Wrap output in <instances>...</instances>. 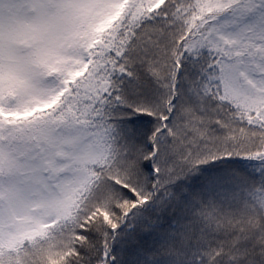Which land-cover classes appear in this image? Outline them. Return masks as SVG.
I'll use <instances>...</instances> for the list:
<instances>
[{
    "label": "snow or ice",
    "instance_id": "6c2138e0",
    "mask_svg": "<svg viewBox=\"0 0 264 264\" xmlns=\"http://www.w3.org/2000/svg\"><path fill=\"white\" fill-rule=\"evenodd\" d=\"M0 264H264V0H0Z\"/></svg>",
    "mask_w": 264,
    "mask_h": 264
}]
</instances>
